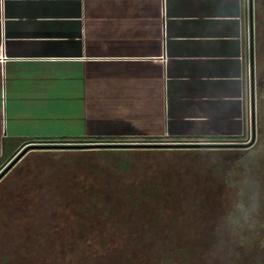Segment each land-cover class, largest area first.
<instances>
[{"label":"crops","instance_id":"1","mask_svg":"<svg viewBox=\"0 0 264 264\" xmlns=\"http://www.w3.org/2000/svg\"><path fill=\"white\" fill-rule=\"evenodd\" d=\"M249 7L0 0V171L28 142L169 149L243 137L252 118Z\"/></svg>","mask_w":264,"mask_h":264},{"label":"rangeland","instance_id":"2","mask_svg":"<svg viewBox=\"0 0 264 264\" xmlns=\"http://www.w3.org/2000/svg\"><path fill=\"white\" fill-rule=\"evenodd\" d=\"M253 8L254 139L247 120L214 146L27 144L0 181V264H264V0Z\"/></svg>","mask_w":264,"mask_h":264},{"label":"water","instance_id":"3","mask_svg":"<svg viewBox=\"0 0 264 264\" xmlns=\"http://www.w3.org/2000/svg\"><path fill=\"white\" fill-rule=\"evenodd\" d=\"M249 66H250V86H251V112H252V118H251V127H252V140L254 139V73H253V67H254V51H253V21H252V9H251V0H250V7H249ZM91 146H100V145H91ZM115 146H121L120 144H117ZM14 163V162H13ZM11 163L9 167L13 165ZM6 168L1 174L0 177L9 169Z\"/></svg>","mask_w":264,"mask_h":264},{"label":"trees","instance_id":"4","mask_svg":"<svg viewBox=\"0 0 264 264\" xmlns=\"http://www.w3.org/2000/svg\"><path fill=\"white\" fill-rule=\"evenodd\" d=\"M57 142H61V143H63V142H67V143H81L80 141H70V140H64V139H62L60 141H57ZM57 142L52 141V140H44L42 142H28L26 144H29V143H57ZM98 142H116V141H113V140H99V139H90V140L87 141V143H98ZM118 142H120V141H118ZM121 154L124 155L125 157H122L120 162L119 161H116V162L121 166V170L125 171V169L130 165V157L129 156L132 153L125 152V153H121Z\"/></svg>","mask_w":264,"mask_h":264},{"label":"flooded vegetation","instance_id":"5","mask_svg":"<svg viewBox=\"0 0 264 264\" xmlns=\"http://www.w3.org/2000/svg\"><path fill=\"white\" fill-rule=\"evenodd\" d=\"M35 147V145H27V146H23L14 156V158L12 159V161L8 164V166L6 168L9 167V165L11 163H13V165L11 167H9V169L0 177V181L3 179V177L9 172L11 171V169L18 163L20 162L28 153H30L31 149H26L27 147ZM26 149V150H25ZM4 168L0 174L6 169Z\"/></svg>","mask_w":264,"mask_h":264},{"label":"built area","instance_id":"6","mask_svg":"<svg viewBox=\"0 0 264 264\" xmlns=\"http://www.w3.org/2000/svg\"><path fill=\"white\" fill-rule=\"evenodd\" d=\"M249 75H250V72H249Z\"/></svg>","mask_w":264,"mask_h":264}]
</instances>
